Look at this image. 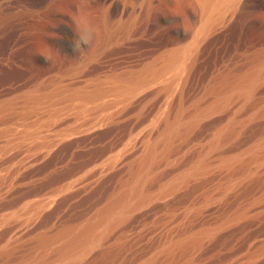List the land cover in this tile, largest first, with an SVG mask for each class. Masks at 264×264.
I'll return each instance as SVG.
<instances>
[{"label":"rangeland","instance_id":"obj_1","mask_svg":"<svg viewBox=\"0 0 264 264\" xmlns=\"http://www.w3.org/2000/svg\"><path fill=\"white\" fill-rule=\"evenodd\" d=\"M201 14L199 0H0V264H49V238L95 220L175 116L142 200L80 264H264V74L246 99L228 90L264 56V0L209 27ZM190 45L182 79H153ZM80 92L102 105L83 113Z\"/></svg>","mask_w":264,"mask_h":264},{"label":"bare ground","instance_id":"obj_2","mask_svg":"<svg viewBox=\"0 0 264 264\" xmlns=\"http://www.w3.org/2000/svg\"><path fill=\"white\" fill-rule=\"evenodd\" d=\"M199 2H200L201 12H202L201 17L203 16L202 18L204 19L203 24L205 25L208 22L207 26L209 27V23H211V20H213L215 18V16H217L218 19H220L219 18L220 16L224 17L225 12L227 13L228 11L232 10L236 6L238 0H199ZM202 18H201V21H202ZM214 22H216V20H214ZM211 25H213V22L211 23ZM201 27L204 29L200 28V30H198L199 36L201 33L200 31L205 30V26L203 27L202 23H201ZM195 34L197 37V32ZM194 38H195V35H194ZM190 49L192 50V46H191V48H188V49H187V47H185L184 49L180 48L178 50H174L173 52H171L166 57V59L163 61L162 66L160 68H158V71L153 73V79L156 81L160 80L161 81V83L159 82L160 84L165 83L167 81V79L175 80V82L171 81L174 83H176L177 80L182 79L181 75H183V71H184V69H186V67H187L186 65L188 64V59L190 58L189 57V55L191 54ZM263 74H264V56L262 57V59L258 65L254 66L252 69H250L249 72H247L246 74L239 77L237 79V81L229 87L228 90L230 92L237 93L242 99H246V98L250 97V95L252 94V90H253L254 85L257 84L256 82L259 81V79H261L260 77ZM110 79H108V80H110ZM116 81H118V79ZM126 82H128V81L123 82V83H125V84L122 83L123 85L122 84L121 85L114 84L112 91L110 90L109 93L105 94V96H107L108 94L111 95L113 91H114V94H112L113 96H111V97L115 98V96L116 97L121 96L120 93H122L124 90L123 86H125V87L129 86V85H131V83L133 81L127 83L128 85L126 84ZM167 82H166V84H167ZM169 82H168V84H169ZM174 83H172V85H173L172 87L177 86L176 84L174 86ZM133 85L134 84H132V86ZM132 86H131V88H132ZM127 88H129V90H132L130 88V86L126 87V89ZM121 89H123V90L121 91ZM100 92H101L100 90H96V92H95L96 94L95 93L94 94L98 96ZM110 92H111V94H110ZM124 92L123 93L125 94V96H127V92L126 91H124ZM50 93H51V91H50ZM128 93H130V92H128ZM69 95H71V94H69ZM77 96L81 97L80 98L81 101L76 100V102L74 101V103L81 102L80 104H77V105H79V107H80L79 109L82 110V112L84 110L86 111V108L89 107L90 104H88V103H89V101L92 100L91 97H95V96H93V94H88V93L84 94L81 92ZM105 96H103V97H105ZM125 96H123L124 99L126 98ZM123 97H121V98H123ZM96 98H98V97H96ZM108 98H110V97H108ZM223 98H226V96ZM104 99H107V98L106 97L102 98V100H104ZM111 99L112 98H110V100ZM118 99L116 98V99H112V100H118ZM107 100L109 101V99H107ZM119 100H121V99H119ZM223 100L226 101V99H221V101H223ZM92 101H94V100H92ZM123 101H125V100H123ZM123 101L121 100V103ZM96 102L98 103L97 100L94 103L97 104ZM102 102L104 103V101H102ZM105 102H107V101H105ZM87 104H88V106H87ZM95 104L92 103L93 106ZM100 104H101V100L98 103L99 107H100ZM72 105H73V102H72V104H70V106H72ZM92 105H90L91 106L90 108H93ZM118 105H120V104H118ZM52 107H54V106H52ZM76 109L78 110V113H79L80 110L78 108H76ZM88 110H91V109H88ZM82 115H84V114H82ZM79 116H81V115H79ZM179 123H180L179 116H175V118L173 120L167 121L165 123L162 130L155 136V138H153L154 140L152 139V141H150V139H148V140L144 141L143 154L141 155L139 161H137L138 162L137 165L135 164L136 167H135V170L131 176V179L127 181L125 187L121 189V191L117 194L116 198L113 201H111L110 203H108V205L106 206L104 211L100 215L98 214V217L96 219L94 217L95 220H92L89 223L87 222L88 224L86 223L85 226L82 225L83 227H79V228L77 227L76 230H74V231H69L70 230L69 229L68 230L69 232L65 231L63 233H58L55 236H52V238L50 237L49 239H52V241H50L49 244L54 242L55 240L58 243L57 245H54V248L51 247L46 242L47 240L45 241V244L46 243L47 244L46 245L44 244L43 246H47L46 248L48 249V251L50 249L49 247L54 249L53 252L51 251L52 253L50 252L52 254L51 256H53V257L49 256L51 258V260H49V264H80V262L86 257V255L93 248L100 245L103 242V240L106 238L108 233L121 223V221L124 219V217H126V215L131 211L134 204L138 203L137 202L138 200H142L143 196L145 195L144 194L145 193L144 192V185H145L144 182L146 183L145 179H147L150 176L148 174L151 171L150 169H152V166H153V163L155 162V160H157L158 157H161L162 155H164L166 153V151L168 150V146L171 145V143H172V139L179 134ZM231 131H232V128L230 125L224 126L223 128L219 129L218 132H216L214 134V136L211 140L210 146H215L218 143H221L223 141V139L226 137V135H228ZM24 135H27V134H24ZM22 136H23V134H22ZM22 136L20 135L21 139L23 137L25 138V136H23V137ZM30 137H32V136H30ZM30 137H28V138H30ZM26 139H27V137H26ZM31 140H32V138H31ZM12 143H13V141H12ZM235 160L236 159H233V158L232 159L226 158V159L222 160V163H225V165L230 166L232 164V162H234ZM206 168H207V164L204 162V160L202 158H200L198 161L191 164L190 167H188L185 171L180 173V175H178L174 179V181H172L171 185L183 183L188 177L197 176L200 173H202ZM146 176H148V177L146 178ZM209 233H210V231L204 232L205 235H209ZM43 246H38V247H43ZM38 249H36L35 254L37 253ZM41 249L42 248H40L39 250L43 252L44 250H41ZM45 253H48V252L45 251ZM45 256H47V255H45ZM36 257H35V259H36ZM39 257H40V261H43V260H41L42 256H39ZM44 257H43V259H44ZM46 260H45L46 263H43V262H41V263L47 264L48 260L47 261ZM33 261L31 263H33ZM38 261H39V259H38ZM41 263L39 262V264H41ZM22 264H24V263H22ZM33 264H35V263H33Z\"/></svg>","mask_w":264,"mask_h":264}]
</instances>
